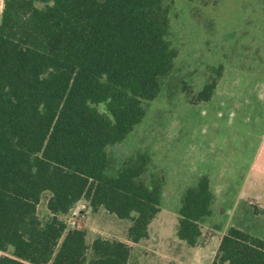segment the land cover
Returning <instances> with one entry per match:
<instances>
[{
  "label": "trees",
  "instance_id": "16d2710c",
  "mask_svg": "<svg viewBox=\"0 0 264 264\" xmlns=\"http://www.w3.org/2000/svg\"><path fill=\"white\" fill-rule=\"evenodd\" d=\"M193 1V0H184ZM163 0H4L0 19V264H127L131 247L64 221L84 200L148 237L161 185L146 161L107 174V148L144 117L176 52ZM212 80L197 102L211 99ZM48 192L47 218L37 207ZM213 195L206 176L185 188L177 238L195 246ZM211 264H264V241L230 227Z\"/></svg>",
  "mask_w": 264,
  "mask_h": 264
},
{
  "label": "rangeland",
  "instance_id": "374dc122",
  "mask_svg": "<svg viewBox=\"0 0 264 264\" xmlns=\"http://www.w3.org/2000/svg\"><path fill=\"white\" fill-rule=\"evenodd\" d=\"M163 6L170 25L166 40L176 52L172 70L161 80L157 97L143 102L140 123L122 142L107 148V174L114 176L125 162L142 158L146 181L161 185L160 216L149 237L131 248L129 264H211L217 250L216 227L204 229L197 244L189 246L169 235L171 220L164 215L176 214L182 191L194 181L181 170L189 134L197 124L206 136L213 130L209 105L197 102L202 86L215 80V98L264 99V0H163ZM252 126L253 131L260 128ZM245 129L241 133L239 129L237 137L253 138ZM241 142L237 148L245 146ZM49 197L45 192L40 199L41 218ZM63 219L68 227L86 229L90 238L122 235L128 225L104 209L93 213L80 206ZM263 221L259 218L251 224L256 228Z\"/></svg>",
  "mask_w": 264,
  "mask_h": 264
},
{
  "label": "crops",
  "instance_id": "0c3cea01",
  "mask_svg": "<svg viewBox=\"0 0 264 264\" xmlns=\"http://www.w3.org/2000/svg\"><path fill=\"white\" fill-rule=\"evenodd\" d=\"M3 1L0 0V14ZM204 105H209L212 111L213 130L206 136L203 130H198L197 126L200 125L197 124L187 138L181 164V170L194 179L189 186L195 183L197 177L206 176L209 190L213 195L210 214L201 224V233L204 229L209 230L216 227L217 248L220 239L230 227L237 228L264 241V221L256 223V228L251 224L252 220L264 218V99L249 98L245 101L235 102L229 98L212 97ZM254 124L259 125L260 128L253 131L252 125ZM243 126L247 128L245 130H248L245 131L246 135H254L253 138L242 140L237 137L240 135L241 129L243 130ZM241 141H244L245 146L237 148L242 143ZM82 202L85 204H81ZM79 206L82 210L85 208L91 210L87 202L82 200L75 205L71 212ZM102 209L99 208L96 212ZM178 210L176 214L167 213L164 216H168L171 220L169 235L180 241L176 235ZM160 213L159 208V212L148 226V237L152 223L159 218ZM48 216L49 212L46 210L45 218ZM129 226L130 221L122 235H111L110 238L126 242L131 248L139 246L142 240L137 243L127 240ZM164 232L165 228H161V233ZM129 260L130 255L127 264H129Z\"/></svg>",
  "mask_w": 264,
  "mask_h": 264
}]
</instances>
